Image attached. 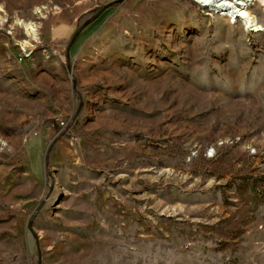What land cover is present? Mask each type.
<instances>
[{
	"label": "rangeland",
	"instance_id": "obj_1",
	"mask_svg": "<svg viewBox=\"0 0 264 264\" xmlns=\"http://www.w3.org/2000/svg\"><path fill=\"white\" fill-rule=\"evenodd\" d=\"M115 1L0 0V264H264V0Z\"/></svg>",
	"mask_w": 264,
	"mask_h": 264
},
{
	"label": "bare ground",
	"instance_id": "obj_2",
	"mask_svg": "<svg viewBox=\"0 0 264 264\" xmlns=\"http://www.w3.org/2000/svg\"><path fill=\"white\" fill-rule=\"evenodd\" d=\"M196 1L200 2L204 6L218 8V10L222 12V14L228 15L233 20H241L245 25L249 27L250 30H256L258 28L256 19L247 11L249 5H251L255 0H231L232 2H226L225 0ZM17 23L21 24V22ZM27 27L29 30H32L31 27H33V24H31V26L27 25Z\"/></svg>",
	"mask_w": 264,
	"mask_h": 264
},
{
	"label": "water",
	"instance_id": "obj_3",
	"mask_svg": "<svg viewBox=\"0 0 264 264\" xmlns=\"http://www.w3.org/2000/svg\"><path fill=\"white\" fill-rule=\"evenodd\" d=\"M119 1H121V0H116L115 2H119ZM107 6H104L101 10H103V9H105ZM100 10V11H101ZM98 15V14H97ZM97 15H95V16H97ZM88 23V21L85 23V24H83L80 28H79V30H77L76 31V33L73 35V37H72V39H71V41H70V44L73 42V40H74V38L76 37V35H77V33H78V31H80L86 24Z\"/></svg>",
	"mask_w": 264,
	"mask_h": 264
}]
</instances>
